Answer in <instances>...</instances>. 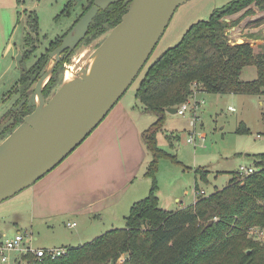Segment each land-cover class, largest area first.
I'll return each instance as SVG.
<instances>
[{"label": "trees", "instance_id": "trees-1", "mask_svg": "<svg viewBox=\"0 0 264 264\" xmlns=\"http://www.w3.org/2000/svg\"><path fill=\"white\" fill-rule=\"evenodd\" d=\"M76 1L70 0L64 13L69 14ZM131 1L121 0L100 10L83 41L101 37L102 43L129 10ZM93 4L94 0H85L70 30ZM253 5L264 11V0H232L215 8L208 19L193 23L180 41L166 49L146 70L136 96L145 111L159 115L144 131V141L152 155L145 175L152 183L149 194L131 206L125 227L112 228L82 245L69 246L68 254L61 258L40 261L29 255L26 258L30 264H264V238L250 234L253 227L264 228V152L254 155V164L259 169L253 174L242 178L235 171L227 186L208 195L199 194L195 204L178 210L159 205L156 178L159 158L175 159L158 145L157 135L163 128L167 108H178L195 89L264 95V43L256 51L247 40L232 44L228 35V28L255 11ZM243 10L238 19L226 20ZM27 22L30 30L38 35L39 19L35 11L29 13ZM66 34L52 41L48 52L37 57L29 68L21 63L19 91H16L20 95L15 104L30 94L49 60L48 53L61 44ZM32 42L33 38L28 37L23 61L35 50ZM70 54L66 51L64 58L55 61L51 77L43 88L44 96L63 84ZM247 66L256 67L255 79H241ZM33 110L25 107L16 113L9 111L14 122L3 131L0 126V142ZM262 119L264 122V111ZM249 131L243 122L236 130L237 133ZM195 173L198 191V180L208 182L209 171L200 166Z\"/></svg>", "mask_w": 264, "mask_h": 264}, {"label": "rangeland", "instance_id": "rangeland-1", "mask_svg": "<svg viewBox=\"0 0 264 264\" xmlns=\"http://www.w3.org/2000/svg\"><path fill=\"white\" fill-rule=\"evenodd\" d=\"M69 1L0 0L1 127L10 119L8 112L19 98L15 94V89L21 76V68L17 65L16 58L19 50H22L23 40L27 34L29 13L36 12L40 29L36 40H34V42L36 41L35 51L30 58H26L22 62L24 68L32 66L36 57L46 54L52 41L70 31L71 26L82 12V5L85 0H77L71 7L70 13L66 14L64 11ZM231 1L189 0L180 5L145 66L126 91L124 97L128 96V98H132L131 101L134 100L133 91L138 87L148 67L166 49L177 44L193 23L208 19L215 8L223 7ZM258 10L255 9L252 14H248L243 18L249 20L255 18L254 20L246 21L243 27L244 29L252 28L253 30L246 33L242 31L240 35L229 37L232 38L233 44L248 40L256 51L261 49L260 46L264 43V12L257 13ZM236 14L229 18L233 20ZM256 14L258 15L255 17ZM248 16L250 17L247 18ZM243 19L228 28V35L233 32L229 30L240 24ZM255 36L259 38H255ZM101 40V37H98L83 41L73 50L65 63L62 76L63 83L66 80V70L69 66L73 65L76 77L82 76L81 69L87 67L89 59L95 54L96 49L101 44ZM31 46L32 48L34 47L33 44ZM51 60L47 61L46 68H52L56 57ZM50 77L46 80L45 85ZM256 77L257 69L255 66L245 67L241 74L242 80H253ZM58 89L59 87L57 86L50 91L48 96L45 95L46 102ZM199 98L203 99L204 103L196 112L199 118L196 120L195 127L191 122L192 113L190 111H187L184 115L166 112L163 128L158 132L159 147L175 157V159L163 157L158 160L156 178L159 189L157 195L163 201L162 207L167 208L168 204L166 203L168 202L177 208L188 206L193 199V194L196 193L195 181L196 178L198 179L195 173L196 168L205 166V169L209 170L208 182L198 180L199 188L205 191L204 194L208 195L216 189H222L227 186L234 172L241 165H254V155L264 152V122L262 119L264 95L204 92ZM38 99V103H40V98L38 97ZM158 118L159 115L154 112L145 113L141 122L147 128L151 123L156 122ZM242 122L250 129L248 133L236 132ZM10 126L7 128H10ZM194 130L196 132L194 140L189 142L188 138H190ZM146 178L150 180L151 188L152 180L148 176ZM144 182L147 187V181ZM185 190H188L187 194ZM149 191L150 189L148 188V190L137 194V198H145ZM174 195L180 199V202L179 200L178 202L172 200ZM129 207H118L116 209L117 213L106 216L104 222H97L92 218H67L61 223H55L56 229L50 222L51 226L47 223H42L38 226V222L34 224L32 229L34 235L38 237V240L34 241V245L36 247H52L66 243L71 244L70 246H78L83 241H91L113 227H125V218L129 213ZM28 217V213L23 212L21 229L24 232L29 228ZM3 221L2 214H0V229L3 227ZM68 221H77L78 224L77 226H68ZM12 233L16 234L15 231L9 232V234ZM29 242L30 235H26L25 243Z\"/></svg>", "mask_w": 264, "mask_h": 264}, {"label": "water", "instance_id": "water-1", "mask_svg": "<svg viewBox=\"0 0 264 264\" xmlns=\"http://www.w3.org/2000/svg\"><path fill=\"white\" fill-rule=\"evenodd\" d=\"M119 1L94 0L61 44L48 53L49 60L72 53L99 11ZM187 1L132 0L122 20L96 49L91 70L83 68L81 77L64 82L47 102L42 90L50 74L43 68L31 98H23L13 108L18 110L27 102L35 109L0 142V204L53 170L94 131L139 75L177 8ZM16 61L21 68L22 50ZM166 111L177 113V108ZM13 122L8 120L1 131Z\"/></svg>", "mask_w": 264, "mask_h": 264}, {"label": "crops", "instance_id": "crops-1", "mask_svg": "<svg viewBox=\"0 0 264 264\" xmlns=\"http://www.w3.org/2000/svg\"><path fill=\"white\" fill-rule=\"evenodd\" d=\"M242 14L243 11L237 13L233 20ZM248 20L245 18L240 24L232 27L229 31L233 32L229 33V37L240 35L242 31H252V28H243ZM229 39L233 44L232 38ZM137 88L133 91V101L131 97L124 95L94 131L53 170L32 186L0 204V214L4 219L0 238L5 239L24 232L21 229L22 215L27 212L30 224L26 231L33 235L30 244L35 246L34 241H37L38 237L32 229L38 222V226L47 223L50 226L52 224L55 229V223H61L67 218H92L97 222H104L106 216L117 213L118 207L131 208L132 204L141 198H137V194L150 189V180L146 178L145 172L151 155L144 141V131L152 123L146 128L141 122L143 115L150 112L140 105L136 96ZM202 93L204 91H198L197 95L201 96ZM144 181H147V187ZM196 183L197 178L195 186ZM185 193L187 194L188 190H185ZM197 199L196 193L193 194V199L188 205L195 204ZM172 200L180 202L175 195ZM162 203L159 197L161 207ZM166 204L168 207L162 208L168 210L187 206L177 208L169 202ZM73 223H76L75 226L78 224L77 221H68L67 225L72 226ZM11 231L16 234H9ZM86 242L88 241L79 244ZM70 245L62 243L52 247Z\"/></svg>", "mask_w": 264, "mask_h": 264}, {"label": "built area", "instance_id": "built-area-1", "mask_svg": "<svg viewBox=\"0 0 264 264\" xmlns=\"http://www.w3.org/2000/svg\"><path fill=\"white\" fill-rule=\"evenodd\" d=\"M198 91L195 89L193 95L182 103L177 108V113L184 115L187 111H190L193 115V125L195 127L198 116L196 115L197 110L204 103V100L199 98L197 95ZM196 132L192 133L189 142H193ZM259 168L254 165H241L238 169L239 175L245 178L248 175L253 174ZM203 190H196L197 195L203 194ZM73 223L72 225H75ZM264 228L253 227L250 229V234L256 238H264ZM26 235H30V242L25 243ZM33 240V235L26 231L20 232L13 237L0 238V264H30L26 258L29 255H33L35 259L40 261L45 258L57 259L68 254V247H36L30 244Z\"/></svg>", "mask_w": 264, "mask_h": 264}, {"label": "flooded vegetation", "instance_id": "flooded-vegetation-1", "mask_svg": "<svg viewBox=\"0 0 264 264\" xmlns=\"http://www.w3.org/2000/svg\"><path fill=\"white\" fill-rule=\"evenodd\" d=\"M26 36L24 37V40H23V45H22V52H23V50L25 49V46H27L26 44V41H27V38L28 37H30L31 39L33 38V40H36V38L34 37V35H36L37 36V34L35 33V32H33L32 30H30V28H29V26H27V31H26ZM36 42V41H35ZM35 42H32V44H33V46L35 47L36 45H35ZM35 51V50H34ZM37 58V57H36ZM38 81V80H37ZM35 86V85H34ZM17 87V86H16ZM16 91H19V87H17L16 89H15V92ZM31 92H30V94L27 96V97H25V98H28V100L31 98V95L33 94V92H34V87L30 90ZM19 93V94H18ZM42 93H43V90H42ZM15 94H17L18 96L20 95V92H16ZM45 98H46V96H44ZM22 100V99H21ZM27 100V101H28ZM21 101H19V103H20ZM15 103H16V101H15ZM19 103H17V104H14V105H12L11 106V109L9 110V111H13V112H19L20 110H21V108L22 109H24L25 107H27V108H33V109H35V107H36V105H33V106H30V107H28L27 106V102L20 108V109H18V110H13V108H15ZM11 119H12V117H11ZM14 119V118H13ZM10 120V119H9ZM8 121V120H7Z\"/></svg>", "mask_w": 264, "mask_h": 264}, {"label": "bare ground", "instance_id": "bare-ground-1", "mask_svg": "<svg viewBox=\"0 0 264 264\" xmlns=\"http://www.w3.org/2000/svg\"><path fill=\"white\" fill-rule=\"evenodd\" d=\"M94 60H95V54L89 59V62H88V64H87V67L89 68V71L91 70V67H92V65H93ZM51 61H52V60H51ZM49 63H50V62H49ZM54 63H55V62H54ZM48 65H49V64H48ZM53 66H54V64H53ZM53 66H52V68H53ZM52 68L49 69V68L47 67V70L49 71V74L51 73ZM82 70H83V69H81V72H82ZM49 77H50V76H48V77L45 79L44 84H45L46 80H47ZM75 78H76V71L74 70L73 65H72V66H69L68 69L66 70V80H65V82H70V81L74 80ZM38 101H39V99H38Z\"/></svg>", "mask_w": 264, "mask_h": 264}]
</instances>
